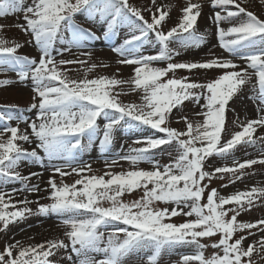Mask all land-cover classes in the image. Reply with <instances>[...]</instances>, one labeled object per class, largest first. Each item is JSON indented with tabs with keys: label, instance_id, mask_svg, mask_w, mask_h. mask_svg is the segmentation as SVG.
Returning a JSON list of instances; mask_svg holds the SVG:
<instances>
[{
	"label": "snow or ice",
	"instance_id": "obj_1",
	"mask_svg": "<svg viewBox=\"0 0 264 264\" xmlns=\"http://www.w3.org/2000/svg\"><path fill=\"white\" fill-rule=\"evenodd\" d=\"M242 2L211 0L212 8L218 10L209 18L216 25L219 46L245 61L243 68L231 59L219 57L201 62H173L184 50L199 49L206 43L205 34L197 31L202 5L191 0L182 9L178 24L168 31H164L168 11L159 6L154 11L149 8V20L129 0H33L27 7L26 0H0V18L22 12L25 23L17 27L31 35L29 43L34 42L40 52L39 60L19 55L22 44L0 38V72H15L20 83L31 81L34 95L29 111L35 110L36 114L35 120L28 121L17 115L20 111L17 108L0 109V231H8L9 225L32 215L54 214L62 217L67 240L53 239L28 246L20 241L8 243L0 251V264H58L52 257L69 250L70 255L59 258H66L71 264H124L125 258L144 249L153 252L149 264H157L162 251L177 245L196 248L194 254L182 257L181 264H256L254 253L264 258V235L245 246L249 236L264 233V219L255 222L237 219L256 206L257 201L264 206V187L253 186L228 196L210 187L213 179H227L234 184L248 174L246 169L264 165V158L243 162L234 158L238 146L256 145L253 134L258 126L264 127L261 114L264 113V19L241 6ZM152 4L156 5V0ZM77 14L105 25L106 38L118 35L121 28L127 29V37L113 51L121 57L118 64L135 66L131 78L69 76V72L81 69L65 66H83L87 61L57 57L72 53L74 48H85V41L99 39L75 22ZM224 22L231 26L221 27ZM65 33H70V38ZM153 46H158L155 55L144 54L146 47ZM80 55L90 57L91 53ZM159 62H166V66H154ZM95 68L92 64L84 71ZM177 70L190 74L193 70L223 71L204 83L188 76L177 78ZM253 76L256 82L252 90L258 101L259 118L247 121L241 131L230 134L226 128L229 103L243 86L251 83ZM12 82L0 80V87ZM123 85L129 86L127 92L138 95L139 103H123L118 99L125 93ZM185 102L199 108L193 115L200 119L182 115L180 119L186 127L178 130L170 126L171 116L174 109L182 112ZM101 118L106 121L103 128L97 123ZM13 120L17 121L16 126H12ZM21 123L26 125L24 129L20 128ZM144 127L160 135L134 141L142 146L130 148L128 155L106 163L111 168L119 160L129 161L133 166L147 162L151 170L134 167L127 172L106 171L97 176L91 164L77 159L96 140L102 151L107 150L121 128ZM225 136L229 138L224 139ZM258 139L264 141V137ZM26 144L35 147L25 148ZM158 149L168 150L170 155L175 150L176 155L170 163L161 165L153 158ZM211 157L231 159L232 164L207 170L206 162ZM24 161L51 169L53 175L47 188L40 186L42 173H21ZM57 174L61 178L59 184L54 178ZM72 174L79 178L72 184L65 183L63 178ZM33 177H37L35 183ZM11 183H18L20 188L4 190ZM138 189L143 193L139 199H123L125 194ZM42 191L48 193L50 203L28 199V195ZM18 193L26 195L16 199ZM33 203L38 205L35 211L29 207ZM177 216L192 219L172 222ZM114 224L126 227L107 231ZM214 237L219 238L210 244L202 242ZM208 247L217 251L206 256ZM93 253L103 254L104 258L95 260Z\"/></svg>",
	"mask_w": 264,
	"mask_h": 264
},
{
	"label": "rangeland",
	"instance_id": "obj_2",
	"mask_svg": "<svg viewBox=\"0 0 264 264\" xmlns=\"http://www.w3.org/2000/svg\"><path fill=\"white\" fill-rule=\"evenodd\" d=\"M129 2L140 8L142 10L143 15L147 19H151L150 13L147 9L151 8L153 11L155 7L159 6L163 11L169 12V18L166 21V27L164 31L170 30L172 27L176 26L182 17V9H184L188 0H156V5L152 4V0H129ZM192 3H200L202 5L201 8V16L197 20V31L199 33L205 34L206 43L202 45L199 49L190 48L186 49L182 52V54L176 57L173 62H201L212 59L213 57H219L221 59H231L234 63L238 64L241 68L245 67V61L239 60L231 56L229 53L224 51L220 46L217 38V29L216 25L209 18L213 16L214 11L218 9H213L211 6V0H191ZM240 2V0H238ZM33 0H26L25 7L31 5ZM241 6L245 7L248 11L253 12L260 19H264V0H244L241 3ZM24 14L17 13L16 15H9L3 18H0V25H3V30L0 31V38L6 39L10 42L15 41L23 46L18 50V54L22 56H28L29 58H35L39 60L40 52L34 46L33 43H29L32 40L31 35H26L20 27L17 25H22L25 23L23 19ZM75 22L86 28L90 29L95 33L99 39L88 40L85 41L86 47L82 49H73L72 53H65L62 57H57V59H81L87 61V63L83 66L76 65H67V68H80L81 71L69 72V76L72 78L83 79L88 78H96L98 76H108L115 77L121 80H127L133 76V68L134 65H122L118 64L117 61L121 59L113 51L114 48L119 47L124 39L127 37V29L121 28L118 30V35L105 37L104 31L106 26L101 23H93L88 21L84 14H77L75 17ZM231 24L228 22H224L221 24V27L227 29ZM66 38H70V33H65ZM172 47H176L175 44L171 45ZM57 47H63V45L57 44ZM158 46L146 47L144 49V54L147 55H155L157 53ZM82 52H90L91 56L80 55ZM92 64L96 65V68L91 70L90 72L85 73V69L89 68ZM154 66L165 67L166 62L156 63ZM239 70V69H237ZM223 70H193L190 74L187 70H177V78H182L184 76H188L190 80L196 82H208L217 78L220 74H222ZM251 72V69H249ZM171 75V73L169 74ZM0 80H10L13 81L7 86L0 87V109L7 108L9 106L19 109L20 111L17 115H22L26 120L32 121L36 119L35 110L29 111L30 105L33 102L32 96L34 93L31 88V81H25L23 83L19 82V78L15 72H0ZM256 77L253 76L251 83L242 87L239 93L234 96L232 101L229 103V108L226 112V128L228 133L232 134L237 131L242 130V125L246 124L249 120H255L259 118V114L252 116L254 112L258 113L257 105L258 101L255 98V93L252 90V85L255 84ZM125 89V93H121L118 97L120 101L123 103H139V97L135 93L127 92L128 85L122 86ZM116 91H120L119 88ZM199 108L194 107L191 103L185 102L183 106L182 112L174 109L171 116L170 126L176 128L178 130H184L186 125L183 120L180 119L182 115L189 116L190 119H200V117H195L193 114L198 112ZM264 114V113H261ZM12 126H16L17 121L13 120ZM97 123L103 128V125L106 121L103 118L99 119ZM26 125L24 123L20 124V128L24 129ZM30 131V129H29ZM7 135V134H6ZM160 135L154 133L151 129L146 127L144 128H135V129H127L121 128L119 129L113 139V143L107 149L102 151L99 147V140H96L92 147L83 153L78 154V161L86 162L91 164L94 174L97 176L103 175L106 171L112 172H127L133 170L134 167L151 170V165L147 162H141L136 166H133L129 161L119 160L118 164L114 167L109 168L108 163H110L113 159H116L120 156H125L129 154L130 148L133 147H141L140 144H135L134 141L140 139L142 140L145 137ZM259 137H264V127H257V131L253 134V139H256L257 143L255 146H238L235 153L234 158L240 162L248 159H259L264 158L261 157V152L264 151V141L258 139ZM228 136H225L224 139H228ZM84 143H87L85 140ZM25 148H34L35 144L32 145H24ZM40 155L44 154L40 152ZM175 150L171 151V155L168 150H156V154L153 157L158 160L161 165H165L170 163L175 157ZM45 165H48V161L45 158ZM62 163V162H57ZM228 164L231 166L232 160H221L218 157H211L206 162V169L212 170L214 167L223 166L224 164ZM38 164H32L30 162L24 161L21 164L20 171L23 175H28L30 173H42V176L39 177L41 188H47V181L50 176L53 175L51 169L49 167H40L38 168ZM211 166V167H209ZM42 168V169H40ZM66 171H70V169H66ZM245 172L248 174L243 177L241 181H236L234 184H229L228 180H220L213 179L210 184V187L216 188L221 195L228 196L238 191H247L250 190L253 186L256 187H264V165H255L252 169H246ZM57 183H60V176L57 174L54 177ZM75 174L71 176H66L63 178L65 183L72 184L76 179H78ZM107 178V177H106ZM37 181V177L32 178V183ZM228 184L227 187H223L222 185ZM20 185L18 183H11L5 186L6 191H11L12 189H18ZM142 190L138 189L131 194H125L123 199L125 201H131L135 199H139L142 195ZM26 194L18 193L16 197H21ZM47 192H40L37 194L28 195V199L37 200L39 198L40 204H48L50 200H48ZM45 197V198H41ZM17 199V198H16ZM105 206H109L105 203ZM160 207H173V205H163L160 204ZM18 207H22L18 206ZM35 211L38 207L37 204L33 203L29 205ZM231 215V214H230ZM186 219H192L184 216H177L172 218V222L181 223ZM238 221L242 222H255L260 219H264V206H261V202L257 201L256 206H254L250 211L241 213L238 216ZM116 227H126L124 225L114 224L111 225L107 231H111L112 228ZM65 227L62 223V217L56 215L49 216H40V215H32L22 222H17L15 224L9 225L8 231H0V251H2L6 244L15 243L16 241H20L24 246L28 245H37L44 243L48 240L53 239H65L64 237ZM256 232V229L252 230ZM240 233H237V236ZM261 235L264 233H258L255 236H249L245 241V246L248 243H252L255 240L260 239ZM219 237H214L206 240H202L203 243L210 244L215 240H218ZM196 251L195 246L192 245H177L171 249L166 251H162V253L157 257V264H181L182 257L185 255H192ZM216 249L208 247L205 249V255L210 256ZM70 250L68 252H62L55 257H52L53 260H57L58 264H71L70 261L65 259H60V255L66 257L70 255ZM73 260H76L74 254ZM95 260L103 259V254H91ZM153 255L152 250L144 249L138 252L131 254L129 257L125 258L124 264H149V257ZM254 260L256 264H264V258L261 255L254 253Z\"/></svg>",
	"mask_w": 264,
	"mask_h": 264
},
{
	"label": "bare ground",
	"instance_id": "obj_3",
	"mask_svg": "<svg viewBox=\"0 0 264 264\" xmlns=\"http://www.w3.org/2000/svg\"><path fill=\"white\" fill-rule=\"evenodd\" d=\"M256 114H258V113H256V112H254L253 114H252V116L253 115H255L256 117H257V115ZM38 168H39V166H38ZM40 169H42V168H40ZM25 196V195H24ZM24 196H21V197H16L17 199H23L24 198Z\"/></svg>",
	"mask_w": 264,
	"mask_h": 264
}]
</instances>
